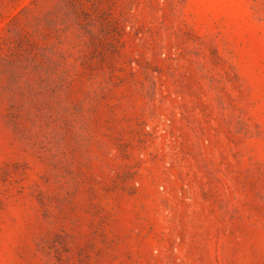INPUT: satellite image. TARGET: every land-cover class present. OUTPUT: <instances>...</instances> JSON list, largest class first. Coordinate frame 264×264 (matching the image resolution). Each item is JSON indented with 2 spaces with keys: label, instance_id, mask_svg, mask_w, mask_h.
<instances>
[{
  "label": "rangeland",
  "instance_id": "1",
  "mask_svg": "<svg viewBox=\"0 0 264 264\" xmlns=\"http://www.w3.org/2000/svg\"><path fill=\"white\" fill-rule=\"evenodd\" d=\"M0 264H264V0H0Z\"/></svg>",
  "mask_w": 264,
  "mask_h": 264
}]
</instances>
